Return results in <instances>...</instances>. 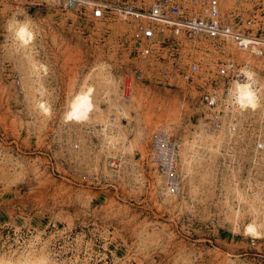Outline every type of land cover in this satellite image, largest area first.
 <instances>
[{
	"label": "rangeland",
	"instance_id": "rangeland-1",
	"mask_svg": "<svg viewBox=\"0 0 264 264\" xmlns=\"http://www.w3.org/2000/svg\"><path fill=\"white\" fill-rule=\"evenodd\" d=\"M101 1L145 11L154 0ZM89 12L0 0V264H264V56L224 47L243 80L228 93L236 131L223 136L192 117L213 87L202 68L191 83L174 72L209 55L189 44L185 60L164 45L135 51L134 26L155 25ZM246 73L252 110L234 104ZM168 126L182 190L157 198L145 137ZM251 223L259 235L245 234Z\"/></svg>",
	"mask_w": 264,
	"mask_h": 264
},
{
	"label": "built area",
	"instance_id": "built-area-1",
	"mask_svg": "<svg viewBox=\"0 0 264 264\" xmlns=\"http://www.w3.org/2000/svg\"><path fill=\"white\" fill-rule=\"evenodd\" d=\"M56 2L62 10L88 7L92 20L119 13L140 17L155 25L156 28L142 24L134 26L127 44L135 51L155 50L164 45L174 48L177 58L185 60L186 55L180 51L182 44H189L192 49L209 55V59L203 63L200 60L189 64L182 61L184 64L176 66L174 72L191 83L200 77L202 68L203 78L209 80L213 87L202 90L194 101V122L223 136L235 133V121L227 122L231 105H225L223 101L231 83L242 79V68L225 54L224 47L231 44L236 50H247L249 44L245 40H264V0H154L145 11L127 5L107 4L101 0ZM164 32H167L166 36ZM256 50L254 55L264 56V47H257ZM133 77L139 79L140 73L134 71ZM127 87V82H124L122 91ZM180 144L174 126L156 128L147 135L144 162L154 177L160 178L159 183L155 184L157 198L162 197L163 193L177 196L182 190L178 160ZM256 149H261V146L257 144Z\"/></svg>",
	"mask_w": 264,
	"mask_h": 264
},
{
	"label": "bare ground",
	"instance_id": "bare-ground-1",
	"mask_svg": "<svg viewBox=\"0 0 264 264\" xmlns=\"http://www.w3.org/2000/svg\"><path fill=\"white\" fill-rule=\"evenodd\" d=\"M25 32H26L25 27H22L20 29L21 35L24 36ZM256 40H260V39L251 38L250 40H245V42L249 44V49L243 50V51H249V52L255 54L257 52V50H256L257 47H261V46H257L256 44H254V42ZM246 76H247V79L244 82H242V83L236 82L234 84V87H233V97L235 100L234 104L243 110H245V109H251L252 110L253 108H256V106L258 105V94H257L258 92L256 93L255 89H253V87H252V82H254V81H253L250 73H246ZM242 80H243V78L241 80H237V81H242ZM230 89L231 88H229L228 93H229ZM225 101H223L225 105H228V104L231 105V101H229L228 94L225 97ZM231 107H232V105H231ZM224 109L229 110V108H224ZM74 110H75L74 111V117L76 120H81L85 117L86 105L83 102H78L76 104ZM164 128H166V127H164ZM146 138H147V136L145 137V141H146ZM145 153H146V151L144 152V154ZM179 155H180V152H179ZM154 178H156L157 184H158L160 181V178H158L156 176ZM244 232H245V234H247L249 236H257L260 234L258 232L256 225L252 224V223L245 226Z\"/></svg>",
	"mask_w": 264,
	"mask_h": 264
}]
</instances>
